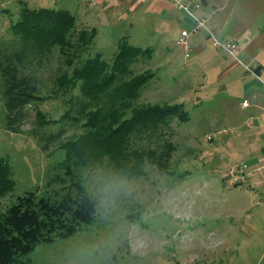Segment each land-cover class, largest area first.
Masks as SVG:
<instances>
[{
	"label": "rangeland",
	"instance_id": "1",
	"mask_svg": "<svg viewBox=\"0 0 264 264\" xmlns=\"http://www.w3.org/2000/svg\"><path fill=\"white\" fill-rule=\"evenodd\" d=\"M19 1L29 9L68 11L75 31L93 29L91 46L80 61L99 53L109 63L121 39L147 48L130 66L133 75L151 73L136 104L181 103L187 116L132 140L133 146L155 153L172 145L167 172L144 164L142 177L126 181L104 163L73 170V182L96 202L94 222L71 237L36 246L23 261L264 264V0H205V5L189 0L198 5L192 14L205 29L185 39L187 59L176 43L181 31L192 32L194 23L170 2L0 0V42L10 39L8 25L17 18ZM207 30L218 42L235 43L234 57L212 47ZM58 62L54 53L35 74L43 95L49 94L48 75ZM63 99L43 98L27 107L18 134L5 131L0 99V157L14 181L13 191L0 199V212L24 192L69 188L60 145L80 129L67 128L58 141L47 142L46 150L38 136L55 133L60 123L40 128L37 138L29 134L35 111L57 121ZM235 164L241 180L229 184Z\"/></svg>",
	"mask_w": 264,
	"mask_h": 264
},
{
	"label": "trees",
	"instance_id": "2",
	"mask_svg": "<svg viewBox=\"0 0 264 264\" xmlns=\"http://www.w3.org/2000/svg\"><path fill=\"white\" fill-rule=\"evenodd\" d=\"M18 4L17 18L8 25L10 39L0 42L4 129L20 133L27 107L43 98L61 96L65 108L59 119L46 120L41 111H35L30 136L37 138L40 128L60 123L55 133L38 136L41 150H46L47 142L58 141L67 128L78 127L80 133L60 145L64 153L61 168L69 176L66 191L24 192L0 212V264H28L23 258L36 246L71 237L94 222L96 202L79 182H73V170L104 163L126 181L142 177L144 164L167 172L172 145L165 144L155 153L133 146L132 140L170 119L187 120L181 103L136 104L151 73L133 75L130 66L148 53L147 48L121 39L109 63L99 53L80 61L91 46L93 29L75 31L74 18L66 10L29 9L21 1ZM54 53L59 62L48 75L50 87L45 92L49 94L43 95L35 74ZM74 90L77 94H71ZM13 188L9 164L0 157V199Z\"/></svg>",
	"mask_w": 264,
	"mask_h": 264
},
{
	"label": "built area",
	"instance_id": "3",
	"mask_svg": "<svg viewBox=\"0 0 264 264\" xmlns=\"http://www.w3.org/2000/svg\"><path fill=\"white\" fill-rule=\"evenodd\" d=\"M136 1H142V0H136ZM166 2H170L171 5L177 9V10H181L182 12H184L189 18H191L193 20V27H192V32L191 33H186L185 31H181L180 32V36H179V41L176 43L181 50L183 51V56L184 59H187L188 57V47L186 45L185 39L188 36H191L193 34H196L198 32L199 29H205V27L203 26V21L199 20L197 18H195L192 14V11L195 10L198 5L195 3H191L189 0H163ZM207 36L211 41V45L214 48H219L221 50H223L227 55L234 57V52L236 50V45L233 42H227L225 41L224 43L218 42L212 35V33L210 31L207 30ZM244 166H241V169H244ZM240 168L238 166V164H235L231 167L230 169V175L233 177L232 181H229V184H234L237 183V181L241 180V176H237L235 173H239ZM242 173V172H240Z\"/></svg>",
	"mask_w": 264,
	"mask_h": 264
},
{
	"label": "crops",
	"instance_id": "4",
	"mask_svg": "<svg viewBox=\"0 0 264 264\" xmlns=\"http://www.w3.org/2000/svg\"><path fill=\"white\" fill-rule=\"evenodd\" d=\"M164 2H166V1H164ZM242 106H244V103L242 104Z\"/></svg>",
	"mask_w": 264,
	"mask_h": 264
}]
</instances>
